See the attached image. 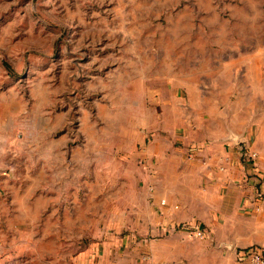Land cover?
I'll use <instances>...</instances> for the list:
<instances>
[{
    "label": "rangeland",
    "instance_id": "1",
    "mask_svg": "<svg viewBox=\"0 0 264 264\" xmlns=\"http://www.w3.org/2000/svg\"><path fill=\"white\" fill-rule=\"evenodd\" d=\"M246 88H264V0H0V116L18 125L0 146L58 160L12 194L19 174L0 171L1 264L72 261L114 224L106 198L131 152L180 146L217 105L239 138Z\"/></svg>",
    "mask_w": 264,
    "mask_h": 264
},
{
    "label": "crops",
    "instance_id": "2",
    "mask_svg": "<svg viewBox=\"0 0 264 264\" xmlns=\"http://www.w3.org/2000/svg\"><path fill=\"white\" fill-rule=\"evenodd\" d=\"M254 89L246 88L242 124L228 127L239 138L228 132L226 111H219L217 105L213 111L200 112L201 123L194 121L193 127L190 124L182 134L174 135L180 146L173 147V140L156 136L142 154L131 152L113 197L106 198L114 201V211L108 214L103 209L105 220L114 224L105 226L102 239L85 246L66 264H248L235 259V248L264 246V200H256L251 168L241 155L242 147L256 151L258 168L264 174V88H258L253 97ZM202 103L200 110L211 109L212 103ZM213 114L218 118L216 124L209 122ZM4 117L1 114L0 129L7 121L17 129L16 121H4ZM194 144L197 150L191 155L188 147ZM1 146L0 171L14 174L13 178L19 174V180L9 178L3 184L11 194L17 189L14 182L25 183L22 174L57 169L55 152L46 155L34 150L37 154L31 156ZM43 156L49 158V165ZM139 158L144 165L138 164ZM41 180L36 178L37 183ZM56 211L51 213L53 220ZM56 221L53 230H57ZM175 222L198 224L205 228V237H189L182 229L166 232ZM7 251L0 246V264L7 261L3 257Z\"/></svg>",
    "mask_w": 264,
    "mask_h": 264
},
{
    "label": "built area",
    "instance_id": "3",
    "mask_svg": "<svg viewBox=\"0 0 264 264\" xmlns=\"http://www.w3.org/2000/svg\"><path fill=\"white\" fill-rule=\"evenodd\" d=\"M195 148L189 149V154H193ZM241 155L243 159L249 164L251 170L249 177L253 178L255 183V198L256 200H264V174L258 168L257 152L248 150L242 147ZM164 203V201H161ZM184 230L189 237L204 238L206 231L205 228L198 224H185L181 222L171 223L165 228L166 232ZM235 259L238 262H247L248 264H264V246L262 245H249L237 247L234 250Z\"/></svg>",
    "mask_w": 264,
    "mask_h": 264
}]
</instances>
